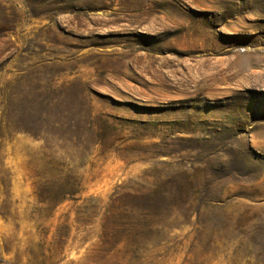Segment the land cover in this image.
Listing matches in <instances>:
<instances>
[{"label": "rangeland", "instance_id": "rangeland-1", "mask_svg": "<svg viewBox=\"0 0 264 264\" xmlns=\"http://www.w3.org/2000/svg\"><path fill=\"white\" fill-rule=\"evenodd\" d=\"M0 264H264V0H0Z\"/></svg>", "mask_w": 264, "mask_h": 264}]
</instances>
